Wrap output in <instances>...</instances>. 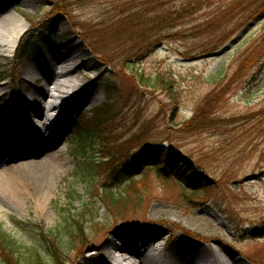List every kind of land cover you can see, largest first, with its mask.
<instances>
[{"label": "rangeland", "instance_id": "rangeland-1", "mask_svg": "<svg viewBox=\"0 0 264 264\" xmlns=\"http://www.w3.org/2000/svg\"><path fill=\"white\" fill-rule=\"evenodd\" d=\"M145 1L0 0V16L19 14L26 21L14 47L0 52V86L10 83L7 91L16 98L18 73L28 58L45 56L76 39L91 64L79 67L75 75L92 86V95L98 98L72 112L64 133H55L54 142L51 132L40 140L19 131L0 133V170L20 175L24 193L19 199L0 194V225L18 242L20 256L32 264L38 256L44 264H53L44 244L50 234L59 235L65 264H117L112 258L122 252L113 256L109 245H119V236L133 229L145 238L159 233L151 249L157 248L162 260L177 244L187 243L210 261L219 254L229 264H264V13L258 22L233 33L264 0L196 3L173 33H162L175 38L138 60L130 49L139 39L125 38L126 44L119 46L112 37L123 30L125 16ZM154 1L166 4L160 9L176 12L196 0ZM222 9L229 14L214 22L222 25L209 27ZM44 68L22 96L40 89L51 76ZM108 105L113 120L101 130L117 146L112 147L115 154L126 152L131 157L162 146L209 176L212 188H200L202 201L196 202L155 173L139 175L148 185L147 190L139 189L141 196L146 194L142 205L110 216L98 202V217L88 218L94 224L83 226L72 240L65 232L67 221L93 208L94 180L86 168L104 155L98 139L86 152L81 150V128ZM48 107H44L46 118ZM197 113L200 121L191 122ZM46 161L51 191L42 192L27 172L32 163ZM133 168L123 164L115 179L108 170L99 172L94 175L97 188L105 183L119 187ZM186 254L181 264H204ZM122 255L141 263L135 253ZM0 264L7 263L1 258Z\"/></svg>", "mask_w": 264, "mask_h": 264}, {"label": "trees", "instance_id": "trees-1", "mask_svg": "<svg viewBox=\"0 0 264 264\" xmlns=\"http://www.w3.org/2000/svg\"><path fill=\"white\" fill-rule=\"evenodd\" d=\"M204 1L205 0H196L186 5L182 11L168 12L164 9H160L166 6L165 3L155 4L154 0H146L141 8L134 7L135 10L125 16L123 30L114 33L113 37H111L114 43L119 46L126 44L127 41L125 38H128L127 40L130 41H132L133 38L139 39L141 42L138 45H134L130 50L133 56H135V59L141 60L145 57L144 55L157 48L162 42L171 40L173 37L175 38V36H177L175 34L170 35L162 33H173L172 30L177 27V22L185 16L192 14V10L196 7V3ZM253 1L254 0H252L251 3H253ZM258 2H261V0H258ZM263 12L264 1L260 3L259 7H256L254 11H251V14L244 21H241L239 26L235 27L233 33L239 29H244ZM227 14L229 13L226 9L220 10L218 15L213 17L215 19L209 23V27L214 26V28H219V25L222 24H215L214 22H218L220 16L225 20ZM100 41L103 43L102 40ZM111 92L112 88L109 87L106 90V94L109 95ZM94 116L93 122H86L81 128L83 132L80 138L81 150L86 152L95 141L96 144H98V139L104 155L95 160L93 165L86 168L87 173L92 175L90 179L94 180L91 182L94 189L91 195L93 208H88L85 214L76 217L73 216L70 222L67 221L68 225L65 232L72 240L76 235L82 232L83 226L94 224L90 222L88 218L90 216H93L94 219L98 217L97 214L99 211L96 209V204L98 202L103 204V207H105L110 216H115V214L124 215L133 208L142 205V199L146 194L141 196L139 189L143 187L147 190L148 185H145L140 178L149 173H155L156 177L162 181L173 182L180 187L181 193L187 199L190 198L189 200L196 202L202 201L198 196L203 188H212V184L210 183L212 181L209 180V176L203 175L202 172L198 171V168L188 164L181 155L166 150L162 146L141 150L134 153L131 157H128L129 153L126 152H122L119 155L115 154L112 147L117 149V146H114V144L110 142V135L107 132L106 135H103V130H101L102 127L106 128L109 126L113 120V116L109 113V105L100 108L98 114ZM199 117V113H197L191 122H199ZM94 139L95 141L93 142ZM123 164H127V167L134 166L135 170L130 171L129 173L131 175L119 181L121 182L119 187L114 188L112 183H105L102 185V188H97V177L94 175L98 176L99 172L101 173L104 170H108L113 179H115L118 170ZM139 175L140 178L138 177ZM189 192H191L192 195H190ZM84 232L85 231L81 233L83 237ZM58 237L59 235L55 234H50V236L46 235L44 237L45 248L50 254L49 256L53 264H65L63 259L65 258L64 248L60 245ZM55 240H57V242ZM19 250L18 242L0 225V259L2 258V260H5L7 264H32V262L20 256ZM44 262L43 258L38 256L33 264H44Z\"/></svg>", "mask_w": 264, "mask_h": 264}, {"label": "bare ground", "instance_id": "bare-ground-1", "mask_svg": "<svg viewBox=\"0 0 264 264\" xmlns=\"http://www.w3.org/2000/svg\"><path fill=\"white\" fill-rule=\"evenodd\" d=\"M22 22L26 23L19 14L17 17L11 14L0 16V52L2 54L9 52L24 33ZM85 57L86 52L83 46L73 39L64 46L55 47L45 56L36 55V57L28 58L18 73L19 84L15 88L17 89L16 98L13 97L14 93L11 95L7 91L10 83L7 82L0 86V133L19 131L26 133L30 139L40 140L44 133L51 132V141L54 142V138L57 136L55 133H64V122L72 112L87 104L98 102V98L92 95V86L86 85L75 75L79 67L84 64L90 66V61H86ZM76 61L79 62L78 65ZM44 66L45 70L51 71V76L43 82L40 89L31 90L27 95L22 96L21 93L24 89L26 90L30 82L35 80V75L40 73ZM16 99L17 101H12ZM46 104H48L50 112L47 118L45 116L46 108H44ZM60 106H64V111L56 112ZM48 166V161L32 163L27 172V174L30 173L42 192L51 191L50 174L46 173ZM21 187L20 175L11 174L7 169L0 170V194L3 198L19 199L24 194ZM134 236L135 240L133 241L124 240L123 236H119L121 242L119 245H109L111 254L114 256L118 251L135 253L141 258L140 264H181L180 259L183 256L184 260V255H187V252L195 255L197 259L203 260L204 264H229L219 254L212 256L213 261H210L204 256V252L199 249L193 250L194 248L187 243L177 244L175 250L170 251L171 256L162 260L158 249L155 247L151 249L154 239L159 236L158 232L157 234L153 232L146 238L142 233H135ZM122 253L112 258L117 264H137L131 257H126ZM119 256L121 259H118Z\"/></svg>", "mask_w": 264, "mask_h": 264}, {"label": "water", "instance_id": "water-1", "mask_svg": "<svg viewBox=\"0 0 264 264\" xmlns=\"http://www.w3.org/2000/svg\"><path fill=\"white\" fill-rule=\"evenodd\" d=\"M262 17H264V15H263ZM261 19H262V18H261Z\"/></svg>", "mask_w": 264, "mask_h": 264}]
</instances>
